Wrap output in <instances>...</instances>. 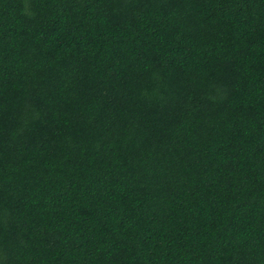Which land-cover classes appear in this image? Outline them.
<instances>
[{
  "label": "trees",
  "instance_id": "1",
  "mask_svg": "<svg viewBox=\"0 0 264 264\" xmlns=\"http://www.w3.org/2000/svg\"><path fill=\"white\" fill-rule=\"evenodd\" d=\"M0 264H264V0H0Z\"/></svg>",
  "mask_w": 264,
  "mask_h": 264
}]
</instances>
